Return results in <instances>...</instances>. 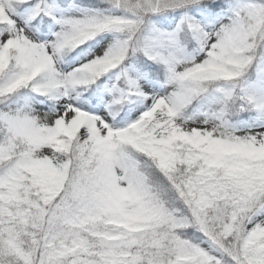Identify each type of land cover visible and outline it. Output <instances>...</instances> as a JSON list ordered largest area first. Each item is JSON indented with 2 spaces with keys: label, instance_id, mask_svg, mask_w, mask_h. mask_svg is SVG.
<instances>
[{
  "label": "snow or ice",
  "instance_id": "1",
  "mask_svg": "<svg viewBox=\"0 0 264 264\" xmlns=\"http://www.w3.org/2000/svg\"><path fill=\"white\" fill-rule=\"evenodd\" d=\"M0 264H264V0H0Z\"/></svg>",
  "mask_w": 264,
  "mask_h": 264
}]
</instances>
